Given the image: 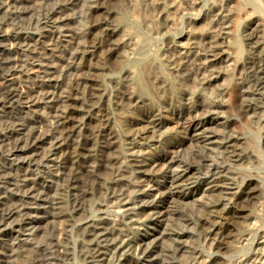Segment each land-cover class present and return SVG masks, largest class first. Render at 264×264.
Wrapping results in <instances>:
<instances>
[{"label": "rangeland", "instance_id": "1", "mask_svg": "<svg viewBox=\"0 0 264 264\" xmlns=\"http://www.w3.org/2000/svg\"><path fill=\"white\" fill-rule=\"evenodd\" d=\"M158 1L0 0V264H26L30 250L38 264H87L85 222L115 228L98 264H264V53L254 50L264 0ZM239 3L247 16L226 37L217 5ZM107 27L136 41L122 65ZM203 27L220 38L218 56L192 48L173 69L169 43ZM105 112L120 171L104 185L81 176L89 202L76 213L60 200L64 125L82 147ZM216 179L230 187L222 213L251 181L258 192L220 251ZM169 187L177 196L160 195Z\"/></svg>", "mask_w": 264, "mask_h": 264}, {"label": "bare ground", "instance_id": "2", "mask_svg": "<svg viewBox=\"0 0 264 264\" xmlns=\"http://www.w3.org/2000/svg\"><path fill=\"white\" fill-rule=\"evenodd\" d=\"M159 1H162V0H159ZM195 1H197V0H195ZM192 2L193 1H191L189 4H191ZM173 3L176 5L177 0H173ZM155 5L156 4L153 3V5L147 6L148 10L153 11ZM191 5H190V7H191ZM240 5L241 4L239 3V5L237 4L236 6H233L231 8H229V7L224 8L221 5H217V10L219 11V17H218L220 19L219 21L223 22L224 24L230 23V25H226V26L224 25L225 27H224L223 35L226 37H232L234 35V33H235V31L239 25L240 17L243 14L246 15V13H244V9ZM151 11H150V13H151ZM169 11L171 12V10H169ZM176 15L178 16L177 13H176ZM135 16H137V15H135ZM98 17H100V15ZM146 17H147V19L151 18V17L148 18V16H146ZM170 17L171 16L165 14V19L168 22V24L172 22V19H171L172 17L171 18ZM106 25H107L106 20L103 21L102 19L100 21L94 23V27L96 29H99V28L102 29ZM148 29H150V28H148ZM221 29L222 28H220V30ZM104 30L109 34L110 37H112V39L111 38L107 39V41L105 43L108 45H112L113 48L116 49V53L114 55L115 60L121 65L124 64L126 61V58H127V54L125 52V49H130V48L134 47L136 45L135 39L133 37H131V35L129 33L117 34L116 30L113 28L107 27V29L105 28ZM196 36L199 38L198 40H191L190 39L191 41L189 40V41L183 42V43H174V42L169 43L170 48L174 52L172 59L169 61L170 65L172 66L173 69L179 68L185 62H187L186 61L187 53L192 48H196V49L201 50V51L208 49V52L215 54V57L218 56V55L216 56V54L219 53V51H220V43L221 42H220V38L218 37V35L216 33L211 34L208 31H206L203 27V28L197 29ZM255 45L256 46H255L254 50L259 51V53H264V43L260 42V43H257ZM189 54H190V52H189ZM200 54H202V53H200ZM210 56H212V55H210ZM104 62L106 63V61H104ZM109 64L110 63H108L107 65H109ZM165 64L166 63H164V65ZM203 74H204V72H203ZM204 79H206V77ZM93 94L94 93H92L91 97H90L89 113L97 105L96 97H94ZM13 95H14V93H7V97H6L5 102H8V99L10 97H12ZM204 108H205V106L203 104L202 106L200 105V106L196 107V109H194V110L196 112H200L201 110L203 111ZM108 114L109 113L105 112L104 118L102 120H99L100 123H98L95 127H93V130L91 128L90 134L86 135V137H85V145L82 147L75 146V144H74V137L76 134L75 126H73V124L70 121L69 122L67 121L64 125L63 131L65 134L67 146H68V148H70V150H69L70 152H69L68 162H67L68 166H67L66 172L64 173V176H63V188L61 190L60 200H63V202H64V199L69 196L71 198L72 207L74 209V212H76V213L81 212L89 202V193H88L87 188H85L83 186H79L81 176H84V177L86 176V177H90V178L93 177V179L96 180L95 182L99 183V185H104V184L109 182L110 178L112 177V175L114 173L116 174L117 171H120V169L118 167L119 166L118 165L119 160L115 156V152H116L115 150L117 148V137L110 127V118H109ZM182 121H184L182 123L186 122L185 119H183ZM182 123L180 121L178 124L180 125ZM190 130H191V128H190ZM194 132H196V130ZM236 151H237L236 148H233V151L231 152L230 155L234 156ZM135 167L142 169V167L140 165H136ZM121 173H123V172H121ZM184 178H185L184 174L179 175V177L176 178V180H173L171 182L172 187L175 184H177L178 182H181L182 180H184ZM221 183H223L221 181V179H216L214 181L212 187H211V190L213 193V198H214V202H213V205L211 207V210H212L211 213H214L215 215H217L218 218L221 220L220 226L217 227L215 230V234L217 236H219V245H218L219 251L225 247V246L223 247V245H225V242L227 241V239H229L233 235V233L235 231L234 229L236 228V226L238 224V220L242 217V214L244 212H246L247 208L258 199L257 198V196H258L257 187L253 183V181H251L250 183L247 184V186L243 190H241V192L238 195L231 198V200L228 204L227 212L222 213L219 210V206H220L221 202L225 199L224 195H226V192H227L226 190H230V187H226V186H224L225 184L222 185ZM172 187L167 188L168 191L166 190L167 192L164 191L160 195L161 196L168 195V196H172V197L177 196L178 192L174 191ZM82 229L84 232L85 239L87 240L86 245H85L86 247H85L84 251L82 252V255H83L82 257L85 259L87 264H98V262L100 261V258L103 256V254L105 252L104 251L105 249L103 248L102 244L105 242H108L109 238L114 235L115 228L112 225H109V224L103 223V222H101V223L100 222L99 223L85 222L82 224ZM28 256H29V258L26 259L27 260L26 264H38V259L36 257H34V252L32 250H30V253Z\"/></svg>", "mask_w": 264, "mask_h": 264}]
</instances>
